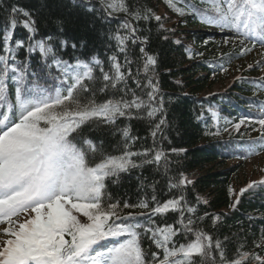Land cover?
Segmentation results:
<instances>
[{"label": "snow or ice", "instance_id": "6c2138e0", "mask_svg": "<svg viewBox=\"0 0 264 264\" xmlns=\"http://www.w3.org/2000/svg\"><path fill=\"white\" fill-rule=\"evenodd\" d=\"M166 2L179 16L191 15L204 25L232 33L226 37V42L238 40L243 46L241 54L252 51L257 45L264 48V0H199L198 3L180 0L182 7L177 6V0ZM50 7L49 0L40 5V8ZM67 7L90 16L93 29L97 22L103 26L112 19H119L118 13L131 20L162 21V17L150 9L142 13L130 8L127 0H95V3L68 0ZM4 13V51L8 55H0V224L5 227L0 228V237L6 239L0 238V264H248L250 261L264 264V256L242 251L243 244L230 257L225 244L229 237L214 239L203 229L195 228V221L184 213L195 214L196 209L188 207L182 195L158 204L148 214L151 219V215L158 213L177 212L179 227L165 224L137 231L142 228L135 222L137 214H120L121 203L112 201L106 181L119 184L121 173L141 167L134 157L143 156V163L159 164L162 159L166 162L165 154L156 151L148 159V150L132 152L130 142L136 138L130 134V128H125L121 130L124 139L120 154L114 155L104 150L103 141L93 136L91 130L103 132L104 125H114L120 117L142 118L139 110L144 109L153 123V138L162 133L167 121L158 81L148 78L150 91L145 101L128 86L131 69L124 68L116 54L107 60L87 52L76 56L81 47L87 49V41L70 42L52 34L40 37L36 13L16 4L4 7ZM56 22L57 35L62 36L65 18L58 16ZM18 26H22L28 36L25 40H15L13 47L10 42ZM160 27H164L163 23ZM122 28L125 34L105 31L104 39L115 40L119 52L124 54V63L130 65L127 41L136 43L140 38L129 19H124ZM148 40L149 37L144 36L140 43L145 45ZM24 48L28 53L38 54L42 61L39 71L33 70L26 60L15 62L13 53ZM68 49L72 54L66 51ZM140 52L144 53V47ZM66 55L68 59L64 58ZM192 56L189 51V58ZM157 63L156 56L144 53L146 76L154 73ZM10 80L14 87H10ZM136 83L137 87L141 86L139 81ZM93 84L99 91L111 88L122 95L119 99L105 98L97 102L94 98L97 88H93ZM127 95L132 98L125 99ZM212 116L218 123V113L212 112ZM253 122L260 126L261 136L259 140L248 142L247 155L256 154L258 148L264 151V105L260 106L259 118L253 121L246 116L234 124V129L239 131L241 125ZM208 134L219 135V128ZM184 151L186 149H172L177 153ZM190 183L192 181L181 174L179 185ZM257 185L264 187V179L250 182L239 193L230 188V194L236 196L230 208L235 209L240 197ZM197 199L199 201V197ZM122 207L147 209L149 203L146 200L135 204L123 202ZM211 219L215 227L220 215H212ZM142 235L149 236L159 251L146 252ZM178 236L186 242L180 243L175 239ZM254 243L256 247L264 245V229L259 241Z\"/></svg>", "mask_w": 264, "mask_h": 264}, {"label": "trees", "instance_id": "16d2710c", "mask_svg": "<svg viewBox=\"0 0 264 264\" xmlns=\"http://www.w3.org/2000/svg\"><path fill=\"white\" fill-rule=\"evenodd\" d=\"M44 2L45 0H0V55H8L4 51V7L16 4L36 13L40 37L52 34L55 38L69 39L70 42L87 41V49L81 47L75 53L76 56L87 52L90 55H98L101 60H107L116 54L124 68L130 67L132 78L127 80V84L135 90L137 96L147 101L146 93L150 91L147 86L148 78L158 81L160 94H163L164 117L167 123L162 126V133H158L155 138L151 135L152 120L147 117L144 109L139 110V117L142 118L120 117L114 125H104L103 132L95 128L91 130L93 136L100 137L103 141L104 150L114 155L120 154L124 139L121 130L125 128H130V134L136 138L130 142L132 152L144 153L148 150V159H151L156 151L165 154L166 162L162 159L159 164L143 163V156L134 157L137 163L142 164L141 167L121 173L119 184L106 181L112 201L121 203L118 209L120 214H137L135 222L142 225V228L137 229L139 232H143L148 226L163 227L165 224H172L179 227L176 223L179 218L177 212L158 213L151 215V219L148 214H151L158 204L162 205L182 195L186 205L196 209L195 214L184 213L185 217H191L195 221V228L203 229L214 239L223 240L225 236L229 237L225 244L230 257L241 244L244 245L242 251L264 256V245L256 247L254 243L259 241L260 232L264 229V187L257 185L246 191L235 209L230 208V204L235 201L236 196L229 192L231 188L239 193L240 189L250 183L246 182L245 186L239 187L245 178L243 170L247 161L264 154L259 148L253 155H247L246 152L248 142L259 140L261 130L258 124L253 122L241 125L242 129L239 131L227 133L229 128L246 116L253 121L259 118L260 106L264 105V48L257 45L252 51L241 54L243 46L238 40L233 39L227 44L221 41L216 43L217 35L233 34L204 25L191 15L179 16L168 6L166 0H127L132 9L142 13L150 9L155 15L161 16L160 22L155 19L131 20L123 13H118L116 15L119 19H112L103 26L97 22L95 29L90 26V16L82 10L67 7L68 0H49L50 8H40ZM193 2L198 3L199 0ZM177 6H183L180 0H177ZM69 12L72 13L70 16ZM58 16L65 18L62 36L57 35ZM124 19H129L137 28L138 38L149 37L145 45L140 43V39L136 43L127 41L130 65L124 63V54L119 52L117 42L104 39L105 31L125 34L126 30L122 28ZM185 20L187 23H182ZM160 23H163V28ZM195 26L199 29H194ZM170 29L174 31H168ZM27 36V31L18 26L10 43L14 47L15 40H25ZM165 36L167 39H164ZM177 40L180 41L179 44L175 43ZM246 44L251 47L250 43ZM141 47H144V53L154 55L158 60L154 73L150 72L148 76L143 71L144 53L140 52ZM66 51L72 54L70 49ZM189 51L193 53L192 58H189ZM254 53L258 56L251 68L237 65L239 61ZM13 54L17 64L26 60L33 70L39 71L42 61L36 52L28 53L24 48L15 50ZM64 58L68 59V56ZM105 68L107 69V64ZM234 73L239 75L235 76L226 88L212 91L218 83ZM137 81L140 87H137ZM177 81L180 83L177 84ZM9 85L14 87V82L10 80ZM92 87L97 88V85L93 84ZM120 95L122 92L115 89L109 88L102 92L97 88L94 98L97 102H102L105 98L119 99ZM131 98L130 95L125 96V99ZM133 112L136 110L133 109ZM212 112L218 113V123ZM159 115L157 113V116ZM217 127L219 135L208 134L209 131L215 132ZM173 148L186 151L172 152ZM181 174L188 177L192 183L179 185ZM153 196L155 200H152ZM141 200L149 203L147 209L122 207L123 202L135 204ZM142 212L146 215H138ZM212 215H220V221L215 227ZM249 216L253 219L249 220ZM201 217L203 219H200ZM192 238L189 236V239ZM175 239L180 243L186 242L180 236ZM141 242L146 252L159 251L149 236L142 235ZM248 264L257 262L250 261Z\"/></svg>", "mask_w": 264, "mask_h": 264}, {"label": "rangeland", "instance_id": "374dc122", "mask_svg": "<svg viewBox=\"0 0 264 264\" xmlns=\"http://www.w3.org/2000/svg\"><path fill=\"white\" fill-rule=\"evenodd\" d=\"M194 29H199L197 26L194 27ZM232 36L231 34H227V36H222V35H217L216 36V40L215 42L218 43L221 41V43L223 44H227L230 43L233 39L228 40L226 42V37H230ZM258 54L254 53L249 57L244 58L243 60L239 61L237 63V65H239V67H249V65H252L254 60L257 59ZM236 67V65H235ZM239 73H234L231 76H229L228 78H225L223 81H221L220 83H218L212 91H220L224 88H226L227 85L230 84V81L235 77L238 76ZM258 128H260V126L258 125ZM242 129V126L240 127L239 130ZM231 131L236 132V130L234 129V126L229 128L227 130V133H230ZM243 173H245V178H243V182H241V184L239 185V187H243L245 186L244 184L247 182H251V181H255L257 179H259L262 175H264V154L263 155H259L257 157H254L252 159H249L246 163V167L243 170ZM23 219V217L21 218ZM3 227H5V225H3ZM1 227V228H3ZM0 238H4L6 239V237H0Z\"/></svg>", "mask_w": 264, "mask_h": 264}]
</instances>
